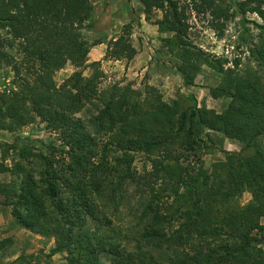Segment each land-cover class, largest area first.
Instances as JSON below:
<instances>
[{
	"label": "trees",
	"instance_id": "16d2710c",
	"mask_svg": "<svg viewBox=\"0 0 264 264\" xmlns=\"http://www.w3.org/2000/svg\"><path fill=\"white\" fill-rule=\"evenodd\" d=\"M137 1L148 23L161 12L153 24L175 34L165 42L171 51L177 47L186 84H193L200 64L224 76L210 95L231 99L228 108L222 113L183 109L179 101L167 103L161 95L146 106L130 82L104 86L101 62L88 65L91 49L101 43L84 36L93 24L91 0H0V67H12L19 79L17 91L0 94V131L15 132L39 120L61 142L46 146L45 152L0 142V175L17 177L11 183L0 181V204L12 208L22 228L55 237L56 251L68 254L66 264H102L103 258L113 264H264L263 0L239 4L241 15L251 11L262 21L256 24V40H248L255 65L245 71L240 58L225 68L220 58L193 45L187 8L180 0ZM192 1L193 11H217L215 0ZM131 28L124 26L109 43L108 57L134 59ZM7 45L16 48L20 63ZM68 65L88 67L91 74L77 71L58 85L55 75ZM199 131L242 143L244 154H229L215 174L201 168L193 176L189 167L153 159L148 178L137 175V153L152 156L177 142L194 149ZM11 152H17V159L8 165ZM161 177L172 182L171 202L155 188ZM128 183L149 198L146 222L132 251L98 238L88 227L89 221L103 223V209ZM245 191L253 200L243 209L217 206Z\"/></svg>",
	"mask_w": 264,
	"mask_h": 264
},
{
	"label": "rangeland",
	"instance_id": "374dc122",
	"mask_svg": "<svg viewBox=\"0 0 264 264\" xmlns=\"http://www.w3.org/2000/svg\"><path fill=\"white\" fill-rule=\"evenodd\" d=\"M91 1L94 5L93 24L91 28L84 31V36L90 43L105 41L107 49L102 47L94 50L88 58V65L101 62L104 86L116 82L123 84L130 82L142 92V99L146 106H149L157 95H161L163 101L167 103L179 101L183 109L207 108L222 113L228 108L231 99L225 97L214 99L210 95V90L219 88L224 79L222 74L211 67L200 64L193 84L185 83L178 69L182 64L177 56L178 49L172 46L171 51V47L165 42L167 39L175 38V34L161 31L159 26L153 24L154 21L162 18L161 12H157L153 23H149L155 26L156 31L145 32L141 29L140 23L141 16L145 17V14L143 6L137 0ZM180 1L187 8L191 25L190 41L195 47L220 58L225 62V68L231 67L236 58L242 60L241 70L243 71L248 66L255 65L249 54L248 40L249 37L256 40L258 35L256 24H262V21L256 13L251 11L245 15L239 13V4L245 0H215L217 11L214 15L211 10L201 13L193 11L192 0ZM261 6L264 9V0ZM126 25L132 26L131 44L137 51V55L148 54L151 57L149 63L135 67L134 64H129L132 60H115L107 56L109 43L122 34ZM6 49L14 56L16 62H21L15 47L7 45ZM77 71H82L85 76L91 74L88 67L77 69L68 65L57 72L56 83L62 85ZM18 86L19 79L14 69L10 66H1L0 90L17 91ZM196 139L200 142L194 149H190L182 142H177L162 152H155L152 156L137 153L134 162L137 175L148 178L154 171L153 159H159L172 166L189 167L190 174L193 176L199 174L201 168L210 174H215L221 172L229 154H244L242 143L227 139L217 132L199 131ZM0 142L16 144L18 148L29 146L43 152L46 151V146L61 145L57 135L39 120L15 132L0 131ZM3 153L4 151L0 148V162ZM16 154L17 152L9 154L8 165H12L17 159ZM155 178L153 176L151 179L156 180ZM16 179V175L11 173L0 175V181L3 183H11ZM171 185L169 177H161L155 185L156 189L162 190L163 197L167 201L171 193L168 187ZM164 189L167 191L163 192ZM252 200V194L245 191L233 200L230 199L227 203L217 206L226 211H239ZM148 201L147 194L140 192L134 183H128L117 194L116 200L108 202L107 208L103 209L106 212L103 223L89 221L88 227L96 232L98 238H105L107 242L132 251L139 243L146 222L144 210ZM57 248L55 237H43L22 228L12 214V208L0 205V264H66L67 252H57ZM102 264L113 263L103 258Z\"/></svg>",
	"mask_w": 264,
	"mask_h": 264
},
{
	"label": "crops",
	"instance_id": "0c3cea01",
	"mask_svg": "<svg viewBox=\"0 0 264 264\" xmlns=\"http://www.w3.org/2000/svg\"><path fill=\"white\" fill-rule=\"evenodd\" d=\"M140 23H141V26H142V30H144L145 32H155L156 31V28L155 26L153 25H150L146 20H145V17L144 16H141V19H140ZM102 47H105L104 49H107V45L105 44V41H103L102 43H100L99 45L97 46H94L92 49H91V52L89 54V57L92 55L93 51L96 50V49H100ZM151 61V57L148 55V54H138L135 59H133L129 64L132 65L134 64L135 67L138 66V65H142V64H146V63H149ZM1 205V204H0Z\"/></svg>",
	"mask_w": 264,
	"mask_h": 264
},
{
	"label": "built area",
	"instance_id": "2783aa9c",
	"mask_svg": "<svg viewBox=\"0 0 264 264\" xmlns=\"http://www.w3.org/2000/svg\"><path fill=\"white\" fill-rule=\"evenodd\" d=\"M10 89H6V90H0V93H4L5 91L9 92Z\"/></svg>",
	"mask_w": 264,
	"mask_h": 264
}]
</instances>
